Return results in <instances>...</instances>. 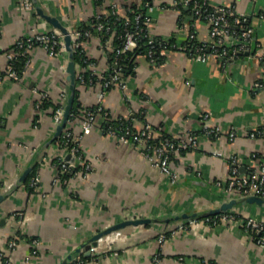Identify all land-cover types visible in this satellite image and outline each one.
<instances>
[{"label": "crops", "instance_id": "0c3cea01", "mask_svg": "<svg viewBox=\"0 0 264 264\" xmlns=\"http://www.w3.org/2000/svg\"><path fill=\"white\" fill-rule=\"evenodd\" d=\"M205 1L212 8L232 7L250 17L254 42L249 50L224 62L219 56L204 61L180 49L192 34L208 47L213 39L209 23L175 0H38L45 13L69 31L90 27L95 18L111 13L114 3L122 16L142 10L150 18L149 34L177 43L159 64H153L147 53L136 52L133 70L123 73L124 88L119 84L105 88L103 79L79 83L78 109L66 124L72 134H81L88 111L102 105L108 112L106 121L124 119L136 130L147 122L157 136L178 138L196 132L198 147L173 153L172 167L179 175L174 182L134 142L105 132L102 113L80 142L84 159L77 161L79 173H69L67 181L55 180L60 175L57 154L65 149L59 147L60 140L55 142L57 138L46 145L57 125L55 112L45 109L43 102L48 99L58 107L64 103V90L70 87V56L68 52L52 56L36 45L20 79L8 77L7 53L15 50L19 39L58 28L36 8H27L25 0H0V252L17 238V247L8 252L14 264H61L99 231L126 219L147 217L160 220L113 231L102 236L90 254L83 247L73 257H81V264H150L159 253V264H264V246L239 222L193 229L183 226L187 219L166 221L182 213L216 209L235 198L226 189L233 157L244 175L264 165L260 59L264 0ZM115 38L96 32L80 38L78 46L95 64L76 62L77 75L93 70L98 77L107 75ZM216 126L222 129L219 137L206 135V128ZM86 164L90 165L87 174ZM30 165L32 169L22 178ZM34 167L40 177L36 187L30 185ZM232 209L239 217L252 215L264 221V203ZM19 211L28 218L21 225L13 221ZM163 231L169 237L161 243ZM33 239L39 244H33Z\"/></svg>", "mask_w": 264, "mask_h": 264}, {"label": "built area", "instance_id": "2783aa9c", "mask_svg": "<svg viewBox=\"0 0 264 264\" xmlns=\"http://www.w3.org/2000/svg\"><path fill=\"white\" fill-rule=\"evenodd\" d=\"M102 1V0H97ZM175 3L191 5V14L195 18H202L210 25V35L213 39L211 46L200 44L196 41L195 35L192 34L186 43L179 46L180 49L190 52L198 59L206 61L212 56H219L224 62L234 60L239 52L247 51L250 49L254 42V28L248 25V16L245 13H240L232 7L219 6L209 8L205 0H175ZM25 5L29 9H35L33 0H25ZM102 15L97 17V21L93 22L90 27L80 26L72 31L71 38L73 44H77L82 37H88L92 34L107 32L113 37L121 38V43L114 46L115 60L111 64L110 71L107 75L98 77L96 70L86 75L80 73L77 75V81L80 84L94 83L97 80L103 79L105 88H109L115 84H119L122 88L126 86L123 79V57L125 54L136 50L140 47L142 41H145L147 46V55L153 64H159L163 60V56L167 50L176 47L177 43L171 42L166 39H161L149 34L147 29V22L150 20L149 16L142 10L135 11L130 16H122L118 10V4L114 3L111 6V18H106ZM120 24L123 28L121 34H118L116 26ZM233 25L239 27L240 30L233 28ZM236 41V45L232 42ZM41 45L50 55L59 56L62 52H68L65 44L64 34L60 29L50 31L36 32L25 38H21L16 42L15 50L7 53L9 63L7 65V76L18 80L26 66L31 61L30 51L36 46ZM78 45V44H77ZM80 48V46H79ZM79 54L84 57V63L94 65L95 63L85 55L83 48H80ZM75 52V49H74ZM70 56V55H69ZM264 66V55L260 56ZM121 61V64H120ZM70 88H66L63 93L64 103L55 111L54 118L58 126L64 116L65 107L69 98ZM47 95L43 94V98ZM102 113L105 121L108 120V112L102 105L96 106L95 109H90L86 118L82 123V133L74 135L65 127L60 134L59 147L65 149L64 153L57 154V167L60 168V175L55 179L56 181H67L65 173L76 175L79 173L77 170V161L84 159L83 151L80 147V142L83 136L90 133L97 121V115ZM207 116V115H206ZM102 129L114 136H118L125 141H132L139 146L143 155L152 162V164L159 168L163 173L169 175L172 181H177L179 175L172 167V156L178 148L191 149L199 145V136L196 132H191L186 136L170 137L167 135L157 136L156 129L150 124L145 123L141 130L134 129L127 120L120 119L118 124H109L102 127ZM222 129L220 126L214 128H206V135L219 137ZM231 135H234L232 133ZM158 138H162L158 141ZM67 155H71L73 160H68ZM45 159V157H43ZM85 174L90 171V165L86 164ZM40 180L39 174L35 172L31 176L30 185L36 187ZM227 191L235 198L247 195L264 196V165L261 169L254 171L249 175H244L239 170L237 157L232 158L231 179L227 185ZM27 215L23 211L16 212L13 215V221L19 225L27 221ZM225 221L239 222L245 230L252 232L255 235V241L264 246V221L249 215L239 217L235 209H229L205 218H190L185 220V228L198 229L204 224H219ZM176 230H172L171 234L174 235ZM169 237L168 232L163 231L159 235V241L163 243ZM33 244L38 245L39 242L33 239ZM18 245V239L12 238L8 242L7 248L0 252L3 259L2 264H14L11 256L8 255L9 251L15 249ZM95 248L92 246L91 249ZM83 259L81 257H73L68 264H81ZM160 254L157 253L151 260L150 264H159ZM212 264V263H211Z\"/></svg>", "mask_w": 264, "mask_h": 264}, {"label": "water", "instance_id": "95a60500", "mask_svg": "<svg viewBox=\"0 0 264 264\" xmlns=\"http://www.w3.org/2000/svg\"><path fill=\"white\" fill-rule=\"evenodd\" d=\"M33 1L35 3V6H36V9H37L38 13L43 15L46 19H48L51 23H53V25H55L58 29H60L61 32L64 34L66 48L69 51V55H70V60H69L68 65H67L68 78L70 80V87H69L70 88V94H69V98H68V101H67V104H66V107H65L63 120L57 126L53 137L46 143V145H48L53 140H55L56 138H58L60 136V134L62 133L63 129L66 127V124H67V122L69 120V117L71 115L73 104H74V101H75V92H76V86H77L76 61H75V54H74V45H73V42H72L71 33H70L69 29L67 27H65L59 21V19H57L56 17H53L51 15L46 14L44 9L40 6L38 0H33ZM66 158L68 160H73V157L71 155H67ZM31 169H32V166L30 165L28 167V169L25 171V173L23 174L22 178H25L28 175V173L30 172ZM246 203L262 204V203H264V196L247 195V196H242L240 198H232L231 200H229L228 202L223 203L220 207H218L216 209H212V210L205 211V212L182 213V214H179V215H175L174 217H170L166 221L188 219V218H198V217H201V216L217 214V213L229 210V209L235 207L236 205L246 204ZM158 220H160V219L147 217V218L126 219V220L120 221L118 223H115V224H113V225H111V226L99 231L95 235H93L90 239H88L85 243H83L75 251L70 253L62 261L61 264H68V262L73 258V255L76 252H80L83 247H86V249L88 250L87 251L88 254H90L91 247L92 246H96L97 243H98V240L104 235L110 234L113 231L122 229V228H124V227H126L128 225H139V224L150 223V222L158 221Z\"/></svg>", "mask_w": 264, "mask_h": 264}, {"label": "trees", "instance_id": "16d2710c", "mask_svg": "<svg viewBox=\"0 0 264 264\" xmlns=\"http://www.w3.org/2000/svg\"><path fill=\"white\" fill-rule=\"evenodd\" d=\"M200 1H202V0H200ZM192 6H193V4H191V5H189V10L191 11L192 10ZM209 8H212V7H210L209 6ZM103 15V17H105L104 19H106V18H111V13H109V14H102ZM95 21H97V18H95L94 19V21L93 22H95ZM247 24L248 25H251V26H253V24H252V21H251V19H250V17H248V22H247ZM83 27H89L88 25H83ZM233 28L234 29H236V30H240V28L239 27H236L235 25H233ZM116 29H117V32H118V34H121V32L123 31V28H122V26L120 25V24H117V26H116ZM104 37H107L109 34L107 33V32H105L104 34ZM121 43V38H115V40H114V46L116 47V46H118L119 44ZM74 45V44H73ZM74 49H75V52H74V54H75V61L76 62H79V61H81L83 64H86V63H84L83 62V59H82V55L81 54H79V46L77 45V44H75L74 45ZM136 52H142V53H147V46H146V44H145V41H142V43H141V45H140V47H138L135 51H133V52H129V53H127V54H125L124 55V57H123V65H124V70H123V73H125V74H127L128 72H131L132 70H133V68H134V64H135V62H134V59H135V53ZM114 60H115V51L114 50H111L110 51V61H111V63H114ZM120 64H121V61H120ZM86 75H89L88 73H85ZM79 85V82L77 81V86ZM77 86H76V92H78V88H77ZM43 107L45 108V109H51V111H52V113H54L55 112V110L57 109V107H58V104H54V103H52L50 100H48V99H46V100H44V102H43ZM77 109H78V100H77V96H76V94H75V101H74V104H73V108H72V112H76L77 111ZM115 124V125H117L118 124V121H105L104 122V124L105 125H109V124ZM61 138L60 137H58L56 140H55V142H57V141H59ZM162 138H158L157 140L158 141H160ZM35 172H36V167H34L33 168V171H32V173H31V176L33 175V174H35ZM69 175V173L67 172V173H65V176H68ZM200 218V217H199Z\"/></svg>", "mask_w": 264, "mask_h": 264}]
</instances>
